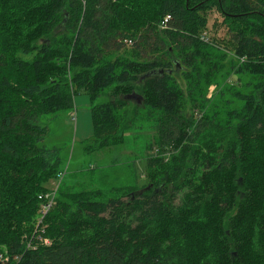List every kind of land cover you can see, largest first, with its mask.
<instances>
[{"label":"trees","instance_id":"16d2710c","mask_svg":"<svg viewBox=\"0 0 264 264\" xmlns=\"http://www.w3.org/2000/svg\"><path fill=\"white\" fill-rule=\"evenodd\" d=\"M211 12L225 44L206 36ZM212 85L228 88L214 102ZM80 93L92 152L125 143L126 98L142 96L134 116L157 133L147 185H63L67 161L45 142ZM61 174L38 229L40 198ZM0 254V264H264V0H0Z\"/></svg>","mask_w":264,"mask_h":264},{"label":"rangeland","instance_id":"374dc122","mask_svg":"<svg viewBox=\"0 0 264 264\" xmlns=\"http://www.w3.org/2000/svg\"><path fill=\"white\" fill-rule=\"evenodd\" d=\"M207 18L209 27L206 36L211 40L214 38L224 44L227 43L230 38L227 29L221 26L223 18L217 12L208 13ZM130 48L131 46L128 45L127 49ZM178 81L186 90L182 78H178ZM234 82L233 78L227 84L234 85ZM222 84L225 85V81ZM226 89L228 88L212 85L207 90L206 98L214 102L220 91ZM107 100L106 97H102L97 104ZM132 103V107L127 109V112L130 120L134 121L135 129L127 135L122 146L114 149L92 152L94 148H89L93 144L94 125L92 103L86 93L76 96L72 113H62L59 118L50 123V135L45 144L48 147L60 148L67 161L66 173L68 174L63 185L67 183L75 186L80 183L81 187L104 191L112 187L126 188L128 186L137 189L147 185V162L157 153L151 150L150 146L157 137V133L152 131V124L142 118L145 117L144 115L139 117L140 120L134 116L137 103L135 100ZM169 158L167 156L166 159L169 161ZM60 183L61 180L54 181L48 187L54 192L58 190ZM1 258L3 257L1 256L0 260Z\"/></svg>","mask_w":264,"mask_h":264},{"label":"built area","instance_id":"2783aa9c","mask_svg":"<svg viewBox=\"0 0 264 264\" xmlns=\"http://www.w3.org/2000/svg\"><path fill=\"white\" fill-rule=\"evenodd\" d=\"M128 44H129V45H132V42H128ZM63 176H64L63 174L60 175V180H62ZM56 192H57V190L54 191V192L51 193V194L46 195L44 198H43V197L40 198V199H43L44 202H43V204H42V209H41V212H40V214H39L38 229L41 228L42 223H43L45 217H46V216L48 215V213L52 210V207H53V205H54V200H55ZM42 230H43V229H42ZM44 244L49 245V241L45 240V241H44ZM31 248H33V246H32V244L30 243V244H28V250L31 249ZM1 261H4V259L1 258Z\"/></svg>","mask_w":264,"mask_h":264},{"label":"water","instance_id":"95a60500","mask_svg":"<svg viewBox=\"0 0 264 264\" xmlns=\"http://www.w3.org/2000/svg\"><path fill=\"white\" fill-rule=\"evenodd\" d=\"M126 99L129 100V101H132V102H133V100H135L137 105H142V101H143L142 96H140L138 94H132V95L128 96ZM149 190H150V187L146 188L145 190L140 191L138 194L142 195V194L145 193V191H149Z\"/></svg>","mask_w":264,"mask_h":264}]
</instances>
